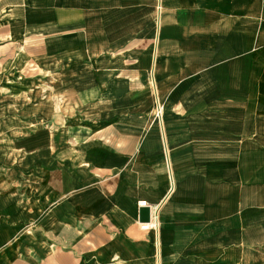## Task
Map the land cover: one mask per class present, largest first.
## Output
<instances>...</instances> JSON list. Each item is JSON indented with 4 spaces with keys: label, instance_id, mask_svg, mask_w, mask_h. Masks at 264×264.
<instances>
[{
    "label": "crops",
    "instance_id": "crops-1",
    "mask_svg": "<svg viewBox=\"0 0 264 264\" xmlns=\"http://www.w3.org/2000/svg\"><path fill=\"white\" fill-rule=\"evenodd\" d=\"M0 39V264H264V0H0Z\"/></svg>",
    "mask_w": 264,
    "mask_h": 264
},
{
    "label": "rangeland",
    "instance_id": "rangeland-1",
    "mask_svg": "<svg viewBox=\"0 0 264 264\" xmlns=\"http://www.w3.org/2000/svg\"><path fill=\"white\" fill-rule=\"evenodd\" d=\"M6 42H7V40L0 39V78H2L5 73H7V68H8L7 67L8 62H6L7 54L9 52H15L16 51L15 47H12L11 49H9V45L5 44ZM3 56L5 57V60H4ZM2 84H3V81H0V104L3 106L4 105L3 102H6L8 100V92H7L6 88L1 87ZM8 109L9 108L7 106L5 108H2L0 110V116L6 115L8 113ZM11 111L12 110H10V112ZM14 111H16V109Z\"/></svg>",
    "mask_w": 264,
    "mask_h": 264
},
{
    "label": "built area",
    "instance_id": "built-area-1",
    "mask_svg": "<svg viewBox=\"0 0 264 264\" xmlns=\"http://www.w3.org/2000/svg\"><path fill=\"white\" fill-rule=\"evenodd\" d=\"M156 108H157L156 116L158 120L160 121V123H162L163 109L158 101H157ZM171 183H172V179H171ZM143 204L146 205V202H143ZM140 225L145 230H154L157 232V230L159 229V206H156L154 210L151 209L150 221L140 222Z\"/></svg>",
    "mask_w": 264,
    "mask_h": 264
},
{
    "label": "water",
    "instance_id": "water-1",
    "mask_svg": "<svg viewBox=\"0 0 264 264\" xmlns=\"http://www.w3.org/2000/svg\"><path fill=\"white\" fill-rule=\"evenodd\" d=\"M151 209L148 206L140 208V220L142 222L150 221Z\"/></svg>",
    "mask_w": 264,
    "mask_h": 264
},
{
    "label": "bare ground",
    "instance_id": "bare-ground-1",
    "mask_svg": "<svg viewBox=\"0 0 264 264\" xmlns=\"http://www.w3.org/2000/svg\"><path fill=\"white\" fill-rule=\"evenodd\" d=\"M157 101L159 102V104L162 106V102L160 100V98H155V111H156V107H157ZM163 109V108H162ZM162 121H163V117H162Z\"/></svg>",
    "mask_w": 264,
    "mask_h": 264
}]
</instances>
